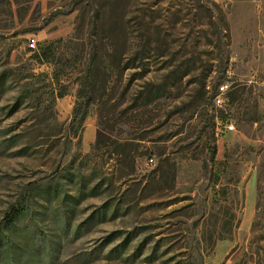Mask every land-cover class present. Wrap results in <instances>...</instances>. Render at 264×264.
I'll return each instance as SVG.
<instances>
[{
    "label": "rangeland",
    "instance_id": "obj_1",
    "mask_svg": "<svg viewBox=\"0 0 264 264\" xmlns=\"http://www.w3.org/2000/svg\"><path fill=\"white\" fill-rule=\"evenodd\" d=\"M73 35L114 76L70 130L82 49L34 56ZM0 81V264H264V0H0Z\"/></svg>",
    "mask_w": 264,
    "mask_h": 264
},
{
    "label": "trees",
    "instance_id": "obj_2",
    "mask_svg": "<svg viewBox=\"0 0 264 264\" xmlns=\"http://www.w3.org/2000/svg\"><path fill=\"white\" fill-rule=\"evenodd\" d=\"M92 29L95 30L97 24L94 23L90 25ZM226 38L228 40L227 49L230 47V35L228 28L226 29ZM81 40V41H80ZM109 48L113 50L112 45H107ZM66 46L68 48L77 47L81 48L82 54L78 58L79 60L72 68L74 71H79L80 79H79V91H78V100L76 102V106L73 111V116L70 121L69 128L75 129L78 124H81L85 121L86 113L85 110L90 108L91 106H97L103 97L107 96L111 85H113V68L111 60H102L99 57L98 47L95 40L92 39L91 35L88 38L81 39L77 37V35H73L71 38L67 40H58L49 43L45 47H41L36 53L35 58L37 63L39 64H58L63 61L60 59L57 60V56L59 55L60 50ZM109 54V52H107ZM109 58L111 55L108 56ZM135 63L134 65L128 64L126 68L122 69V72L136 69L137 67ZM110 68V69H109ZM100 76L102 77V82L100 83ZM56 83L58 85L61 84L60 78L56 77ZM64 87V86H63ZM3 88V87H2ZM1 88V81H0V93L2 92ZM68 93L66 89L62 90L58 95V98H64L67 96ZM22 106V101L17 100L16 103L13 105L9 112V116L16 114ZM15 129H9L6 132V137L0 142V145H6L8 149L16 148L21 146L22 142V134H13ZM212 141V151H211V159L210 162H216L217 156V145L215 136L211 138L210 142ZM99 143V141H98ZM98 144H96L97 146ZM28 151V146H21L20 149L17 151V154L24 155ZM207 164L204 165V168H207ZM98 186V185H97ZM94 187V189L98 187ZM26 196L24 202H27L30 205L34 199L33 196L30 195ZM78 202V201H77ZM107 205L97 209L92 213L89 217L87 222L97 225L98 223L104 222L107 218L106 213ZM24 207L22 205H18L16 207H12L9 212L5 214L0 223V253L2 251V246L4 245V232L10 227L16 225L18 220L23 216L22 211ZM253 232L257 230L258 227H264V182L260 179L258 184V201H257V212H256V219L253 224Z\"/></svg>",
    "mask_w": 264,
    "mask_h": 264
},
{
    "label": "built area",
    "instance_id": "obj_3",
    "mask_svg": "<svg viewBox=\"0 0 264 264\" xmlns=\"http://www.w3.org/2000/svg\"><path fill=\"white\" fill-rule=\"evenodd\" d=\"M32 48H35L36 47V43H35V41L34 40H32V43H31V45H30ZM220 90H221V93L219 94V96L217 97V102H218V104H221L222 103V95L224 94L223 92H225V87L224 86H222L221 88H220ZM218 106H220L221 107V105H218ZM225 130H229V131H233V130H235V127H234V125H232V124H230V125H226L225 126ZM223 132V131H222ZM152 161V160H151Z\"/></svg>",
    "mask_w": 264,
    "mask_h": 264
}]
</instances>
